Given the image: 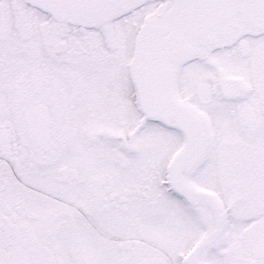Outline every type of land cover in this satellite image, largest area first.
<instances>
[{"label":"snow or ice","instance_id":"6c2138e0","mask_svg":"<svg viewBox=\"0 0 264 264\" xmlns=\"http://www.w3.org/2000/svg\"><path fill=\"white\" fill-rule=\"evenodd\" d=\"M0 264H264V0H0Z\"/></svg>","mask_w":264,"mask_h":264}]
</instances>
